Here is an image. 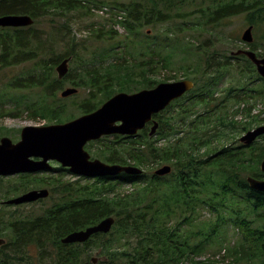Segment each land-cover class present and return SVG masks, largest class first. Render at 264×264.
<instances>
[{"label":"trees","instance_id":"trees-1","mask_svg":"<svg viewBox=\"0 0 264 264\" xmlns=\"http://www.w3.org/2000/svg\"><path fill=\"white\" fill-rule=\"evenodd\" d=\"M200 1L0 0V16L29 15L34 20L29 27L0 28V70L31 63L23 78L10 82L18 80L14 86L39 90L38 99L15 106L7 115L19 116L20 112H13L23 111L34 121L64 123L76 118V112L81 116L96 111L117 93L164 83L154 77L160 70H171L174 63L195 84L173 104L169 117L158 118L154 135L146 127L128 141L104 137L86 147L107 164L138 167L142 174L90 180L58 167L56 174L20 175L12 186L14 194L47 188L52 203L40 215L16 213L7 222L0 218V236H7L10 247L9 251L7 244L1 247L7 251L0 250V264H94V260L96 264H209V250L214 257L223 256L222 264L230 258L234 264H264V194L246 181L248 177L264 180L260 170L264 136L251 146H228L230 137L221 133L242 134L264 125V110L253 115L254 105L247 106L241 109L246 119L239 122V111L230 114L232 106L227 103V98L239 106L248 105L254 95L264 98V79L246 56H228L210 46L211 40L199 43L186 33L197 27L218 28L226 20L242 17L258 37L264 25V0ZM93 7L109 8L112 14L96 26L90 24L88 36L72 34L71 17H89ZM174 22L179 24L176 31H162L152 41L145 32ZM177 31L181 34L171 45L168 40ZM182 34L183 42L178 41ZM96 42L115 43L95 55L89 53V63L83 61L88 43ZM172 47L175 52L168 54ZM248 47L264 57L260 51L264 36L259 45L254 41ZM176 49L178 60H174ZM70 57V70L60 80L56 68ZM225 82L230 84L221 99L217 95ZM69 86L84 92L83 97L79 93L68 97H73L71 104L60 96ZM212 108L225 109L215 115ZM162 164L173 167L170 176L147 173ZM69 176L75 180H68ZM124 186L133 189L120 192ZM107 217L116 220L109 234H96L85 243H62L67 235ZM229 227L240 234L233 246L227 234L221 237ZM31 247L37 248L38 257L29 254ZM202 257L205 260H199Z\"/></svg>","mask_w":264,"mask_h":264},{"label":"water","instance_id":"water-1","mask_svg":"<svg viewBox=\"0 0 264 264\" xmlns=\"http://www.w3.org/2000/svg\"><path fill=\"white\" fill-rule=\"evenodd\" d=\"M34 20L29 15L0 16V28H23L32 26ZM245 44L254 42L253 26H249L242 35ZM232 56H246L256 67L257 73L264 79V57H258L250 49L231 52ZM71 57L63 60L56 68L61 80L69 72ZM194 88L191 80L160 83L154 88L143 89L135 93L120 92L101 105L96 111L79 116L60 124L48 126H26L22 129L20 140L13 142L11 138L0 140V177H10L26 173H36L51 169L50 162H57L70 170L71 174L90 178H113L121 173L142 174L143 170L133 166L110 165L100 159H91L86 145L105 136H136L153 123L151 135L159 128V122L153 117L172 102L183 97ZM77 88L68 87L61 91L62 98L77 94ZM264 135V125L257 127L240 138L244 145H251ZM38 158L39 160H35ZM264 173V160L260 165ZM172 167L165 165L155 174H170ZM248 186L264 194V180L247 178ZM50 196L48 189L32 190L19 197L7 200V205L34 203ZM114 217H107L95 226L73 232L62 239L63 244L85 243L96 234H109L115 224ZM5 240L0 239V245ZM97 261L94 260V264Z\"/></svg>","mask_w":264,"mask_h":264},{"label":"rangeland","instance_id":"rangeland-1","mask_svg":"<svg viewBox=\"0 0 264 264\" xmlns=\"http://www.w3.org/2000/svg\"><path fill=\"white\" fill-rule=\"evenodd\" d=\"M99 1H108L111 2L113 0H99ZM198 2H201L200 0H198ZM94 8V7H93ZM191 10L194 8H190ZM112 12L109 8H102V9H93V12L91 14V16L89 17H81L80 14H76V16H72V29H73V33L75 36L81 38L82 36L86 37L89 35V25H97L99 22L104 21V18H109L111 16ZM179 24L177 22L172 23L171 25H158L155 28H146L145 32H147L151 38L150 40L152 41L154 38H156L158 35H161L162 31L165 32L166 30H171V31H176L178 28ZM88 27V28H87ZM249 26L246 25L245 20L242 17H237V18H232L229 20H226L223 22V24L219 25L218 28H206L205 30H203V28L201 27H197L195 32H186L188 33L187 36H190V38H193L195 41L202 43V41H207L208 39L211 40L207 41V43L211 46V45H215L216 49L219 50V52L227 54L228 56L231 55V52L238 49H249L248 45L245 44L242 41V35L245 32V30L248 28ZM117 30H119V32L121 34H124V30L122 27H116ZM217 33L220 35V38H213L211 37L212 34ZM176 34H181L180 31H177L175 33V35H173L171 37V39L168 40V42L172 45L173 41H174V37L176 36ZM184 34L179 35L178 36V41L183 42L184 41ZM253 36H254V41L257 43V45H259L260 42H262V37L264 36V25L263 28L260 32H258V37L255 35V32L253 30ZM162 38H163V34H162ZM149 39V38H146ZM175 42V41H174ZM115 42H110L109 44L106 42H96V43H88V50L87 51H83V61H88L89 63V53H93L94 52H101V50H103L105 47H109L110 44H114ZM79 51H81L80 48H78ZM177 52L175 53L176 56H174V60H178L180 57V50L176 49ZM261 52L264 51V49L260 50ZM118 53H120V51H117ZM175 52L174 48H170L168 50V54ZM95 55V54H94ZM71 65V63H70ZM178 66L179 63H174L171 65V70H160V72L158 73V75H156L154 78L156 80L159 81H163L164 83H169V82H176V81H180V80H184L185 78L183 77V73L182 71L178 70ZM32 67V64H16V65H12L10 67L7 68H3L0 70V115L1 113L2 118L0 119V139L2 137H8L11 138L13 140V142H18L20 140V134L21 131L24 127L26 126H48L51 125L48 122H44V121H34L31 120L27 113L24 114L23 111H14L13 113H18L19 116H10L7 115L8 112H11L15 106H25L27 104H31L33 100H35L36 98L38 99L39 97V90L37 89H21L19 88V84L17 85H13V83L18 82V80H15L13 82H10L11 80L15 79V78H23V75H26L27 72L29 71V69ZM84 68V67H83ZM177 76L176 78H173L174 76ZM10 82V83H9ZM229 82H225L222 86H221V90L220 93L217 95V97L221 96L220 98L222 99L224 96V90L226 88L229 87ZM261 85V84H260ZM70 87V86H69ZM79 95L81 97H83L84 92L79 90ZM239 95H242V93H240ZM73 98V97H72ZM72 98H68L65 103L67 104H71L72 103ZM66 99V98H63ZM248 105L241 103V105L239 106L238 104L234 103V100L231 98H227V103L229 106H232L230 108V114L235 111L238 110L239 113L236 115V120L239 122H244L245 121V113L242 111L241 113V109L244 107V109L248 106L249 108L251 106L254 105V108L252 109V114L253 115H257L259 114L260 111L264 110V98H260L254 95L253 99H248ZM213 110L216 111L215 115L218 113V111H220L221 113H223L225 108L222 109H215L212 108ZM199 112H202V108L199 109ZM79 117L78 112H76V118ZM221 133H225L228 134V136L230 137V142L228 144V146H236L238 145V143H236L238 141L239 138H241L244 134H240V133H233V134H229V132H221ZM110 140L112 141L113 138H110ZM234 142V143H233ZM233 143V144H232ZM163 144V142L161 143ZM98 147V145H96ZM219 147V146H218ZM95 150V149H94ZM87 151L89 152V150L87 149ZM91 156L95 159L97 158L95 153H91ZM163 165V164H162ZM53 166V165H52ZM58 166V165H56ZM161 167V165H159ZM159 166L155 165L152 167V169H149V171H147L148 174H152L155 172V170H157L158 168H160ZM68 180H75L73 178L66 177ZM18 180V176H12V177H3V179H0V218H3V216L5 217V221H9V220H14L12 218L13 214H23V215H40L42 213V209L47 208L51 203H52V199H50V197L46 200H43L41 203L36 204V205H29V206H23V207H8V206H4L1 204L2 201L10 198H14V197H18V194L20 195V193H24V192H19L14 194L11 190H12V186L16 183ZM1 182H4V184L2 185ZM11 182V183H10ZM92 182V181H90ZM82 183H86V181H83ZM133 188L131 186H124L120 188V192H127L132 190ZM9 190V191H8ZM207 213V212H206ZM16 214V215H17ZM205 216H207L205 214ZM199 222H197L198 224ZM225 234H227V237L230 239V242L232 244V246L234 245L235 242L238 241V239L240 238V234H237L233 228L229 227L228 231L224 232L222 236H224ZM220 237V238H221ZM0 239L5 240V244L4 245H8V251L10 250L9 247V239L4 236H0ZM3 246V245H2ZM2 246H0V250L3 251H7V249H3L1 248ZM29 254L31 256L34 257H38L39 251L37 250V248L31 247L29 250ZM97 252L93 253V256L95 257L97 254ZM212 250H209L206 253V256H210V258H208V260L211 261V263L209 264H222L223 262V256H212ZM13 254V252H12ZM199 260H205L203 257L200 258ZM216 260V262H214ZM37 264V263H34ZM223 264H234L232 263V258L228 259L225 263Z\"/></svg>","mask_w":264,"mask_h":264},{"label":"flooded vegetation","instance_id":"flooded-vegetation-1","mask_svg":"<svg viewBox=\"0 0 264 264\" xmlns=\"http://www.w3.org/2000/svg\"><path fill=\"white\" fill-rule=\"evenodd\" d=\"M186 95V94H185ZM184 95V96H185ZM183 96V97H184ZM182 97V98H183ZM181 99V98H180ZM179 100V99H178ZM177 101V100H176ZM176 101H174L173 103H171V105L169 106V107H167L163 112H161V113H159L158 115H155L154 117H153V119L154 120H156L157 122H159L158 121V118L159 117H169L170 116V113L174 110V108L172 107L173 106V104H175L176 103ZM243 110H244V107L242 108ZM151 126H152V123H149L146 127H148L150 130H151ZM116 136H120L124 141H128L129 140V138H134V137H136V136H122V135H114V136H109L110 138H114V137H116ZM262 136H264V135H262ZM262 136H260V137H258L257 139H256V141L254 142V143H256ZM236 143H238V145H236V146H239V145H243V146H247V145H244V144H242L241 142H240V138L238 139V141L236 142ZM254 143H252L251 145H253ZM251 145H249V146H251ZM95 159H98V158H95ZM35 160H39L38 158H36ZM50 165H51V169L50 170H48V171H42V172H36V173H26V174H32V175H37V174H56V172L54 171L55 170V168H58V167H62L60 164H58L57 162H55V161H53V162H50ZM53 165V166H52ZM56 165H58V166H56ZM165 165H168V164H163V165H161V167H163V166H165ZM158 166V165H157ZM169 166H171V165H169ZM160 167V166H159ZM160 167V168H161ZM172 167V166H171ZM62 168H64V167H62ZM160 168H158V169H160ZM64 169H67V168H64ZM157 169V170H158ZM157 170H155V172L157 171ZM172 171H173V167H172ZM172 171H171V173H172ZM155 172L154 173H152L151 175H153V176H158V175H156L155 174ZM171 173L170 174H167L166 176H170L171 175ZM20 175H23V174H20ZM71 177V176H70ZM117 177V176H116ZM158 177H165V176H158ZM76 178H84V177H78V176H76ZM115 177H113V178H111V179H114ZM86 179V178H85ZM96 180V179H95ZM40 189H44V188H39V189H37V190H40ZM34 190V189H33ZM36 190V189H35ZM32 191V190H31ZM27 192H29V191H27ZM27 192H24V193H22V195L23 194H25V193H27ZM21 196V195H20ZM6 200H8V199H6ZM6 200H4V201H2L1 202V204L2 205H4V206H8V207H23V206H29V205H36V204H39V203H41L42 201H43V199H41V200H39V201H37V202H34V203H26V204H22V205H18V206H15V205H7V204H5V202H6ZM0 246H2V245H0ZM4 246V245H3Z\"/></svg>","mask_w":264,"mask_h":264}]
</instances>
